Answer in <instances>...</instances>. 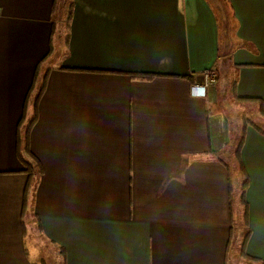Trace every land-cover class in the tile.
Masks as SVG:
<instances>
[{
	"label": "crops",
	"instance_id": "obj_1",
	"mask_svg": "<svg viewBox=\"0 0 264 264\" xmlns=\"http://www.w3.org/2000/svg\"><path fill=\"white\" fill-rule=\"evenodd\" d=\"M218 96L255 121L241 255ZM0 264H264V0H0Z\"/></svg>",
	"mask_w": 264,
	"mask_h": 264
},
{
	"label": "trees",
	"instance_id": "obj_2",
	"mask_svg": "<svg viewBox=\"0 0 264 264\" xmlns=\"http://www.w3.org/2000/svg\"><path fill=\"white\" fill-rule=\"evenodd\" d=\"M46 76H47V72L43 76L41 83L37 85L38 75H37V70H36L34 74L32 86L30 87V90L26 96L22 117L16 129V155H17L18 160L24 167L23 171H25L28 174V183L26 185L25 192H27V187L31 183V180H33V178L36 175H39L42 173V168H41L40 163L36 160V158L31 154L29 150V133H30L32 125L34 124L36 120V114H37L36 105L44 89ZM131 76L136 79H151L152 77H154V75L152 74H131ZM27 104H30L32 107V115L27 121H25V118H26L25 108ZM241 146H242V138H240L235 148L234 159L238 167V170L244 177V180L241 183V193H240L239 200H240V204L244 208L243 222L246 228L248 225V222H247L248 212H247V204H246L245 197H244V191L247 186V179L245 176L244 167H243L241 157H240ZM248 235H249V232L246 230L245 235L243 236L242 241H241L239 255L243 253V247H244L245 241L247 240Z\"/></svg>",
	"mask_w": 264,
	"mask_h": 264
},
{
	"label": "rangeland",
	"instance_id": "obj_3",
	"mask_svg": "<svg viewBox=\"0 0 264 264\" xmlns=\"http://www.w3.org/2000/svg\"><path fill=\"white\" fill-rule=\"evenodd\" d=\"M54 44L57 46L60 44L58 39H54ZM224 99L223 97L218 96V103L216 101V105H214L215 108H217L218 111L221 112L223 117L226 119L227 127L226 132L229 136V141L226 144L223 151L219 154V156L226 162V164L229 166L230 172L232 173V180H233V209H234V216H233V223L235 225L236 230L234 231L233 237H232V252L235 250L237 245L241 243V239L245 235L246 228L244 226L240 227L238 226L239 223H241V206L238 202V197L240 194V178L239 173L237 169V165L234 159V151L237 146V141L240 138V131H242L245 124H247L249 121L252 123H255L254 119L249 115L248 112L242 110L244 107L243 104L234 102L231 99H228V103L231 106V109L233 113L231 112V109L224 105L222 102Z\"/></svg>",
	"mask_w": 264,
	"mask_h": 264
},
{
	"label": "built area",
	"instance_id": "obj_4",
	"mask_svg": "<svg viewBox=\"0 0 264 264\" xmlns=\"http://www.w3.org/2000/svg\"><path fill=\"white\" fill-rule=\"evenodd\" d=\"M202 77H203L202 82L195 83L191 87L192 94L203 95L205 92V89L209 85H213L216 81V74L212 70L203 72Z\"/></svg>",
	"mask_w": 264,
	"mask_h": 264
}]
</instances>
